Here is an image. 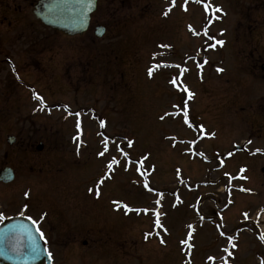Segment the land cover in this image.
<instances>
[{"label":"rangeland","instance_id":"1","mask_svg":"<svg viewBox=\"0 0 264 264\" xmlns=\"http://www.w3.org/2000/svg\"><path fill=\"white\" fill-rule=\"evenodd\" d=\"M170 1L101 0L89 31L73 37L45 27L25 1L21 23L0 29L8 47L38 43L43 62L25 65L15 96L0 95V169L11 165L16 172L12 183H0V214H44L41 229L55 264H223L222 257L227 264H264V74L248 75L238 57L248 59V71L264 62V19L257 32L244 34L236 30L239 15H256V2L215 0L227 15L210 30L228 41L210 52L202 82L182 61L194 56L202 63L207 39L192 37L187 26L202 30L216 4ZM99 23L107 28L101 38L94 33ZM11 48L8 56L16 59ZM24 48L18 53L26 62ZM222 65L225 74L215 69ZM48 75L50 89L43 85ZM41 90H55L42 97L43 106L33 98ZM189 92L194 100H186ZM10 134L17 136L13 145ZM40 141L43 151L36 149ZM113 158L119 163L109 171ZM101 177L97 196L89 189ZM114 201L140 211L126 212ZM246 210L249 220L242 223ZM96 222L103 227L100 242L93 237Z\"/></svg>","mask_w":264,"mask_h":264},{"label":"water","instance_id":"2","mask_svg":"<svg viewBox=\"0 0 264 264\" xmlns=\"http://www.w3.org/2000/svg\"><path fill=\"white\" fill-rule=\"evenodd\" d=\"M97 0H39L35 6V13L45 24L69 34L84 32L89 25L90 14L96 9ZM104 28L99 26L96 34L102 36ZM9 143L14 137L8 138ZM42 145L39 146V149ZM14 179V171L6 167L0 172V180L10 182ZM10 226H16L10 230ZM20 226H26L31 235L36 238L41 249L44 245L39 238L35 225L27 217L10 218L0 226V264H51L47 253L33 258L29 255V239L27 232ZM14 245L20 248V254L11 251Z\"/></svg>","mask_w":264,"mask_h":264},{"label":"flooded vegetation","instance_id":"3","mask_svg":"<svg viewBox=\"0 0 264 264\" xmlns=\"http://www.w3.org/2000/svg\"><path fill=\"white\" fill-rule=\"evenodd\" d=\"M30 2V3H34L35 0H0V23H4L5 21L8 22V25L3 26L0 25V29L3 28L5 29V31H10L12 29L15 28V26H12L15 23H21V19L19 22H17V17L21 14H23V10H24V5L23 2ZM4 2H6L5 6H4ZM13 2V4L11 3ZM259 3H261V7H264V0L260 1L258 0ZM3 3V5H2ZM12 6V8L9 10V8ZM2 8H7L5 11L2 10ZM11 13L10 16H8L7 14ZM19 13V15H17ZM263 19H264V15H263ZM261 18H259V16L257 18H254L253 14H248V13H244L241 16V22L238 26V29L236 28V30H242L244 34H247L249 31L251 33H255L257 32L255 28H257V26L259 25V23H261ZM5 32V33H6ZM3 36L0 35V78H2L5 82V88L0 90V95L4 96V97H12L16 95V89H15V85L19 86V84L21 83H25V78L27 77V75H24V67L26 64H29L30 66L36 65V67H40L42 62V59L40 57V53L41 51L38 49H40L41 47L39 46L38 43L34 42L30 44H26V46H24V43L22 44V41L20 42H12L10 43V46L8 47V44L6 42H3ZM16 40L22 38V36L20 34L15 35ZM240 37L238 36L236 38V40H238ZM2 39V41H1ZM242 43V40H241ZM243 45H248V42H243ZM11 47H15L16 48V54H17V58H10L8 56V52H10L12 50ZM22 47L24 48V53H25V57H26V62L24 60V58L19 55L18 52L23 53L22 51ZM53 48V47H52ZM51 47H49L51 52ZM42 49H45L42 48ZM38 51V52H36ZM36 53V54H35ZM49 56V60H51V56L48 54ZM46 58H43V60H45ZM6 71L7 73L3 75V72ZM28 74V73H27ZM52 77L51 76H47V79H45V83L43 84L44 87H47L48 89H50L48 86L50 84H52ZM1 80V79H0ZM30 85V84H29ZM47 85V86H45ZM36 93V92H34ZM55 93L54 91H48L47 94H49V96H53ZM38 94L40 96H46L47 94H45V92H43L42 90L38 92ZM8 110L10 109V107H7ZM17 137V136H16ZM44 140V138H43ZM45 141H43L44 143ZM31 148L33 149V146H31ZM43 167L40 169L42 170Z\"/></svg>","mask_w":264,"mask_h":264},{"label":"snow or ice","instance_id":"4","mask_svg":"<svg viewBox=\"0 0 264 264\" xmlns=\"http://www.w3.org/2000/svg\"><path fill=\"white\" fill-rule=\"evenodd\" d=\"M174 2H175V0H173V4H174ZM195 2L199 3L200 0H195ZM204 7H205V10H208L209 5H208V4H204ZM185 10H186V9H185ZM169 11H171V9H169ZM215 11H222V10L219 9V8H216ZM164 15H168V12H165ZM190 30L193 31V34H194V35H199V33H196L195 30L191 29V27H190ZM203 34H204L205 36H208V29H207V27L204 28V30H203ZM208 38H209L210 40H214V39H215L214 37H208ZM223 43H224V41H222V40H215V43L211 44L210 47L215 48L217 44H219V45L222 46ZM165 47H166V46H165ZM204 63H207V60H205ZM198 67L203 68V64L198 65ZM185 70H186V69H182V71H185ZM217 71H218V72H219V71H223V69L217 68ZM148 75H149V76L152 75V69H151V68L148 70ZM172 83H173V84H176V80H173ZM192 95H193V94H192L191 92H189V93H188V98L191 99V98H192ZM33 98L36 99V100H38V101L40 102V104L43 106L44 101H43V98H42V97H40V96L37 95V96H34ZM184 108H185V111H184L183 115H184V118H185V123H188V119H187V117H188V113H187V110H186V109H187V104H186V103L184 104ZM75 115H76V116H79L80 114H79V113H76ZM161 119H163V117H161ZM76 126H77V128L80 127L79 121H77V125H76ZM100 126H101V127H104V122H103V121L100 122ZM189 126L191 127V125H189ZM105 141H106V142H105V145H104V151L99 153V155H101V156H103L104 153L108 151V147H107V138H105ZM127 143H128V146L131 147L132 144H133V141L128 140ZM249 143H251V141H249ZM117 148L119 149V145H117ZM119 150L121 151V154H122L125 158H127L128 154H127L126 152H123L122 149H119ZM256 151L259 152V151H261V150H260V149H257ZM253 154H254V153H253ZM229 155H231V153H229ZM145 159H147V158L145 157ZM118 163H119V162H118L115 158H113V159L111 160V162L107 164V169H108L109 171L112 170L113 165L118 164ZM138 163L140 164V168H142V167H143V162L141 161V162H138ZM137 170L139 171L140 169L138 168ZM241 171L243 172V171H245V169H241ZM105 178H106V177H101L100 180H99V182H98V184L95 186V188H94V189H89V191H95V194H96L97 196H99V195H100V192H99V186L103 184ZM107 178H110V177H107ZM145 187H147V183H145ZM241 191H245V189H241ZM249 191H250V190H249ZM25 195H27V193H26ZM113 203L117 206V208L123 207V208L125 209L126 212H127V211H140V210H133V209H130V208H128L127 205H122V204H120V202H117V201H114ZM156 203L159 204V200L156 201ZM45 215H46V214H45ZM3 219H4V216H3L2 214H0V221H2ZM29 219H31V217H29ZM32 223H33V224H36L37 221L33 220ZM155 224H156L157 227H162L161 222H160V218H159V213H156ZM20 227H21V228H24V230L27 232V235H28V239H29V246H28V248H29V255L32 256L33 258H35V257L41 255L42 252H44V253H47L49 260H51V258H52V254H51L50 252H48L47 248L41 249L40 246H39V245L37 244V242H36V238L33 237V236L31 235V232H30L29 230L26 229V226H20ZM15 228H16V226H10V230H12V231H14ZM188 228L191 229V228H192V225H188ZM36 231L39 233V238H40L41 240H44V241H45V244H47V240H46V238H45V236H44V233H43L42 231H40L39 227H37ZM165 231H167V230L165 229ZM147 235H150V234H147ZM147 235H146V237H145L146 239H147ZM157 235H159V233H157ZM221 235L223 236L224 233L222 232ZM191 237H192V232L189 231V233H188V238H189V240L191 239ZM227 239H228L229 243L231 244V246H232L233 248H235L236 245H235L234 243H232L233 237L229 236ZM260 239H261L262 242H264V236H261ZM160 243L163 244V243H164V240L161 239ZM181 243H183V244H187L188 247L191 248V244H188V240H182ZM11 251L14 252V253L20 254V248H19L18 245H14V246L11 248ZM223 251H224L225 253H227V255H228L229 257L232 256V252L229 251V249H228L227 247H225V248L223 249ZM209 259H212V257H209ZM221 260L223 261V264H227V260H226V258L222 257Z\"/></svg>","mask_w":264,"mask_h":264}]
</instances>
